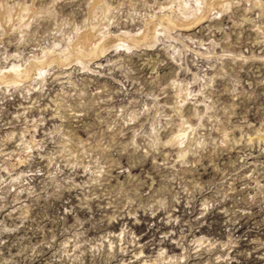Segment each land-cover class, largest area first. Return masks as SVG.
I'll use <instances>...</instances> for the list:
<instances>
[{"label": "rangeland", "instance_id": "374dc122", "mask_svg": "<svg viewBox=\"0 0 264 264\" xmlns=\"http://www.w3.org/2000/svg\"><path fill=\"white\" fill-rule=\"evenodd\" d=\"M0 264H264V0H0Z\"/></svg>", "mask_w": 264, "mask_h": 264}, {"label": "bare ground", "instance_id": "6f19581e", "mask_svg": "<svg viewBox=\"0 0 264 264\" xmlns=\"http://www.w3.org/2000/svg\"><path fill=\"white\" fill-rule=\"evenodd\" d=\"M191 23V22H190ZM193 23V22H192ZM184 24H186V23H184ZM180 28V27H179ZM181 28H185V29H188L187 27H181ZM114 49H109L108 51L106 50V53H110L111 51H113ZM101 55V54H100ZM103 55V54H102ZM100 57V56H99ZM74 65H77L76 63H74ZM14 66H16L15 64H13V65H11V67H9V69H8V71H7V76H6V78L8 79V80H10V81H12L13 82V84H16L18 81L20 82L21 80H25L24 79V77H22L23 75L22 74H19L18 73V71L15 69V67ZM78 66V65H77ZM85 67V65L84 66H82V68H84ZM65 69H67V68H69V67H64ZM87 68V67H86ZM76 69V68H75ZM181 131H179V134H177V135H182L183 136V130H184V128H179ZM250 136V135H249ZM249 136H248V138H249ZM175 136H173V138H171V139H173V141L176 139V137L174 138ZM180 138V137H179ZM178 138V139H179ZM258 138V137H257ZM249 140H250V138H249ZM172 141V140H171ZM172 141V142H173ZM178 140H176V142H177ZM175 142V141H174ZM26 147H28V146H26ZM182 154V153H181ZM17 199V198H16ZM5 204V203H4ZM156 227V226H155ZM199 242V241H198ZM202 242H204V241H202ZM141 253V252H140ZM161 259H162V257H161ZM153 261H154V259H153ZM153 261H152V263H153ZM155 263V262H154Z\"/></svg>", "mask_w": 264, "mask_h": 264}]
</instances>
